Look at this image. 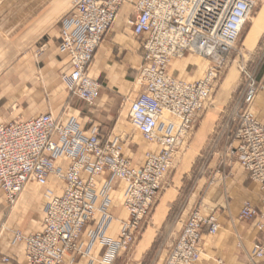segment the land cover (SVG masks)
<instances>
[{
  "label": "built area",
  "instance_id": "1",
  "mask_svg": "<svg viewBox=\"0 0 264 264\" xmlns=\"http://www.w3.org/2000/svg\"><path fill=\"white\" fill-rule=\"evenodd\" d=\"M259 0H75L60 20L59 48L69 59L60 74L67 92L88 104L99 97L101 85L90 78L89 67L104 35L113 25L120 7L133 6L128 20L142 50V63L135 78L140 92L128 103L131 126L156 147L144 154L143 164L133 167L124 156L119 139L100 133L89 121L85 133L76 119L66 122L50 114L0 123V189L8 206H15L26 185L33 181L45 189L43 229L34 234L14 232L22 243L26 264H64L89 256L96 243L104 247L98 264H113L128 252L148 222L160 194L168 187V174L187 150L189 140L228 64L241 32ZM186 54L209 62L204 76L193 82L172 75L170 64ZM245 102L252 100L254 82L247 84ZM227 153L252 181L260 184L261 209L245 205L240 219L254 221L261 239L252 258L264 257V125L245 109L235 114ZM66 160L63 170L57 161ZM64 182L61 195L48 189L50 177ZM106 176V177H104ZM124 185L125 220L114 236L107 235L113 217L111 192ZM96 216L99 221L81 239ZM215 214L203 216L192 210L165 264H196L201 256L202 235L216 234ZM0 264H11L0 257Z\"/></svg>",
  "mask_w": 264,
  "mask_h": 264
},
{
  "label": "crops",
  "instance_id": "2",
  "mask_svg": "<svg viewBox=\"0 0 264 264\" xmlns=\"http://www.w3.org/2000/svg\"><path fill=\"white\" fill-rule=\"evenodd\" d=\"M74 1L0 0V123L50 114L62 122L76 119L87 133L89 121L93 120L102 135L121 141L124 156L133 167H139L146 152L139 154L136 143L129 141L132 127L128 117V103L140 92L135 78L142 63L139 41L127 23L135 16L134 8L129 4L120 7L95 53L88 73L102 88L98 99L88 104L70 95L60 80V74L69 68L68 56L59 48L60 20ZM255 29L258 33L250 38ZM245 40L248 46L255 44L252 49L244 47L257 55V79L264 81V51L254 53L264 42V4L248 27L243 45ZM188 66L194 67V64L186 63L185 67ZM204 72L198 78L189 77L186 72L192 80L186 81H197ZM178 73L175 76L172 72V75L180 79L183 73ZM239 74L234 65L226 71L210 106L196 125L187 150L169 171L168 187L158 197L136 244L127 256L120 253L113 264H165L186 220L196 208L203 216L215 214L219 225L216 234L202 235L201 256L196 264H264V257L252 258L254 246L261 239L254 221L240 219L241 210L247 204L261 209L263 191L227 153L237 113L234 107L231 111V97ZM250 110L264 124V85ZM215 136L219 143L212 148L209 144ZM146 144L147 152L157 150L154 145ZM56 165L65 170L69 162L59 160ZM48 186L53 195L59 196L64 182L52 176ZM123 192L124 185L118 183L110 195L109 212L113 221L106 233L109 236H114L119 230V221L127 218L122 205ZM47 201L41 187L31 181L7 215L8 204L0 189V257H9L11 264H26L24 245L14 242L13 234L16 230L25 235L41 231ZM98 221L96 216L87 226L81 239L83 246L88 245V232L95 229ZM103 252L104 247L96 243L89 256L74 261L66 257L64 264H98Z\"/></svg>",
  "mask_w": 264,
  "mask_h": 264
},
{
  "label": "rangeland",
  "instance_id": "3",
  "mask_svg": "<svg viewBox=\"0 0 264 264\" xmlns=\"http://www.w3.org/2000/svg\"><path fill=\"white\" fill-rule=\"evenodd\" d=\"M263 4H264V0H259L257 5H256V7L252 11L251 16L249 17L246 25L244 26V28H243V30L241 32L239 40L237 41L234 49L232 50L231 54L228 57L227 67L224 70L223 76L221 77V79H220V81H219V83L217 85V88L215 90V92H216L217 89L220 87V84H221V82H222V80L224 78V75H225L226 71L232 65H234L237 68V70L239 71L240 74H239V80H238L237 88L235 89V91H234V93L232 94V97H231V99H232L231 111H233V107L235 108V112H237V113L240 112V111H244L245 109H248V111L253 115V117L256 120H257V118L251 112L250 106L252 105V103H253L254 99L256 98V95L258 94V92L262 89V86L264 85V81L263 80L259 81L257 79V76H258V72L257 71H258V68H259V66L255 67L258 64L257 63L258 60L256 58L257 55H254L251 51H248L246 49V48L252 49L255 44H253L252 46H248V45H246V40H245L244 45H243V38H244V35H245L248 27L252 25V23L254 21V18L256 17V15H257V13L259 11V8ZM260 34H261V32H260ZM263 51H264V42L262 41L260 43V45L258 46V48L254 51V53H260L261 54ZM186 63H192V64H194V67L193 66L192 67L188 66L186 68L185 67ZM261 63H262V61L260 62V64ZM209 65L210 64L207 63V61H205L202 57H200L198 55H195V54H190V56H188V58L185 55L183 58L173 61L170 64L169 69H170V72L171 73L173 72L175 76L177 74H179L178 73L179 71H181L183 73V75L180 76V79H183L185 81L186 80L187 81H192L189 78H187L186 72H189V77L198 78V77L202 76L204 71L206 72V70L209 67ZM183 67H185V68H183ZM251 82H254L255 91H254L252 100L249 101V102H245V97H246V94H247V91H248L247 90L248 89L247 84H249ZM214 93H213V95H214ZM257 121L260 122L259 120H257ZM217 140H218L217 136H215L210 141L209 146L214 148L215 145L219 143ZM129 141L136 143V148L140 149L139 154L141 152L142 153L147 152L148 145L143 141V139L141 138L139 133L133 127H132V133L129 136ZM48 189H50L49 186H48ZM41 191H42L43 195H45V189L41 187ZM13 207H11V206L7 207V210H8L7 215L14 210ZM16 231H19V230H16ZM134 245H133V247H134ZM132 248L128 252L123 253V254L125 256H127V254L132 250Z\"/></svg>",
  "mask_w": 264,
  "mask_h": 264
},
{
  "label": "bare ground",
  "instance_id": "4",
  "mask_svg": "<svg viewBox=\"0 0 264 264\" xmlns=\"http://www.w3.org/2000/svg\"><path fill=\"white\" fill-rule=\"evenodd\" d=\"M258 20H259V19H258ZM254 23H255V22H254ZM257 33H258L257 29H255L254 31H252L251 34H250V38H251V37L253 38ZM250 38H249L248 41H247V44H248V45H249V42H251Z\"/></svg>",
  "mask_w": 264,
  "mask_h": 264
}]
</instances>
